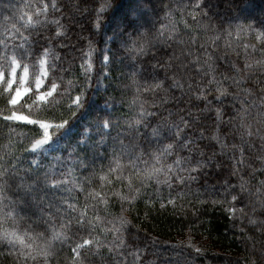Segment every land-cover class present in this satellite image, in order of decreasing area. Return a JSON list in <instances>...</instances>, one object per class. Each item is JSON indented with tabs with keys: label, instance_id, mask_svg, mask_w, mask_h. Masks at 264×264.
Returning <instances> with one entry per match:
<instances>
[{
	"label": "snow or ice",
	"instance_id": "obj_1",
	"mask_svg": "<svg viewBox=\"0 0 264 264\" xmlns=\"http://www.w3.org/2000/svg\"><path fill=\"white\" fill-rule=\"evenodd\" d=\"M88 2L80 0L82 9L73 3L66 13L65 0H32L0 25V255L6 264L9 257L10 264H142L141 249L129 243L135 234L125 213L140 202L154 209L157 200L160 209L177 201L188 207L198 174L225 166L217 156L226 158L239 183L225 181L224 199L212 204L229 205L230 214L264 233V178L256 180L264 177V12L259 20L249 16L244 0H224L223 16L218 0L145 2L149 13L137 7L117 17L98 48L95 37L115 0H91V10ZM7 6L14 8L11 0ZM73 12H95L93 38L81 53L82 84L78 77L65 81L70 68L53 42L67 36L64 20ZM49 25L55 26L51 36L45 35ZM149 54L153 63L145 67ZM101 83L119 98L107 97L106 114L83 128L66 154L38 159L29 152L70 127L63 113L50 116L56 95L69 96L75 117L88 90ZM20 127L28 133L16 135ZM117 204L118 213L112 211ZM177 246L203 251L191 237Z\"/></svg>",
	"mask_w": 264,
	"mask_h": 264
},
{
	"label": "trees",
	"instance_id": "obj_2",
	"mask_svg": "<svg viewBox=\"0 0 264 264\" xmlns=\"http://www.w3.org/2000/svg\"><path fill=\"white\" fill-rule=\"evenodd\" d=\"M29 2H32V0H11L14 8H9L7 6L9 0H3V3H0V25H3L4 16H18L19 12L16 9ZM145 2L153 7V0H115L114 6L104 16V32L95 37L97 47L102 48L105 36H111L114 21L117 17L129 15L137 7L145 13H149V7H145ZM35 3L38 4V0H35ZM65 3L67 4L66 13L71 9L73 3H79L81 9L85 6L80 3V0H65ZM87 7L89 10L94 7L91 0H89ZM224 9V0H218L217 11L221 16L224 15ZM24 11H29V9H24ZM244 11L249 16L259 20L261 13L264 12V0H244ZM177 16H179V13H177ZM94 17L95 12L92 13V16L87 13L73 12L72 19L64 20V23L69 25L67 36L62 40L53 41L57 46V51L61 53L63 67L70 68V71L65 73V81L75 80L78 77L81 84L83 82V75L80 69L81 53L82 50L87 51V42L90 38H93L90 20L94 19ZM187 19L189 23H193L190 17H187ZM12 22H15V20H12ZM178 24L183 33V24L179 23V21ZM193 27H195L194 24ZM48 28L49 31L45 35L51 36L55 26L49 25ZM219 43L221 46L223 45V38ZM94 57V70L98 74L100 57L96 53H94ZM150 57L151 54H149V57L143 58L145 67L153 63ZM124 82L127 83L126 78ZM93 84H95V80H93ZM105 87L106 84L101 83L94 88H90L87 92V102L82 109L77 111L75 117H70L68 113L71 103L69 96L56 95L54 109L50 116L59 118L61 113H63L64 118L69 119L70 127L66 130H61L63 136H60L59 139L54 137L57 140L56 148L47 154H37L38 159L41 156L50 158L55 153L66 154L68 145L80 137L83 128L95 126L94 122L106 114L104 101L107 97L115 94L119 98L120 95L118 91L114 90V87H109L107 91H104ZM71 95L74 96L75 93L73 92ZM128 95H131V92ZM145 99H151V97L146 95ZM0 107H3L2 102H0ZM32 111H35V109ZM72 111L76 110L73 108ZM120 111H127V109L121 108ZM163 114L167 115L166 113ZM0 129H2V125H0ZM3 131L7 130L3 129ZM28 131L29 128L20 127L15 129V134H26ZM52 131L55 135H59L55 129ZM21 147H24V145L22 144ZM29 152L32 151L29 149ZM217 161H223L225 166L222 169L216 168L214 165L211 168H205L198 174V179L191 183L192 195L188 196L184 201L185 204L191 201L188 207L180 209L179 205L181 202L177 201L176 207L168 205L164 209H160V201L157 200L156 208L154 209H146L144 203L140 202L133 210L125 213L132 221L131 232L135 234L134 241L130 240L129 243H134L135 247L141 249L142 264H184L185 260L190 261V264H252L253 260L255 264H264V252H262L264 250V233L258 231L256 227L248 225L246 220L240 221L230 214L227 211L229 205H214L211 202L213 198L224 199L223 193L227 187V184L224 183L225 181L233 185H238L239 183L237 176L229 174L226 158L217 156ZM255 166L259 167V165ZM240 175L248 178L247 172H242ZM261 178L264 177L257 175L256 180ZM256 180H253L252 183L255 184ZM176 191H179V187L174 189L173 195ZM197 191H199L200 195H196ZM162 195L168 198L167 188L162 189ZM199 200L204 201V203H198L197 201ZM235 206L239 207V205ZM193 208L196 209L195 212L192 211ZM112 211L118 213L119 205L117 204ZM145 211H149L147 217L144 216ZM136 225H139V228H136ZM187 234L194 238L195 241L202 242V252L196 253L192 249H182L179 246L173 247L178 241L184 240ZM153 238L156 239L153 240ZM189 252L191 255L188 254ZM8 260L10 264L11 257ZM0 264H6L2 255H0Z\"/></svg>",
	"mask_w": 264,
	"mask_h": 264
},
{
	"label": "rangeland",
	"instance_id": "obj_3",
	"mask_svg": "<svg viewBox=\"0 0 264 264\" xmlns=\"http://www.w3.org/2000/svg\"><path fill=\"white\" fill-rule=\"evenodd\" d=\"M166 2H168V0H153V7H156V5L157 4H162V3H166ZM98 87H100V86H98ZM27 103H31V100H28L27 101ZM34 110V109H33ZM56 145H57V140H53L52 142H49V144L48 145H46L45 147H43V148H39V149H35V150H33V149H30L32 152H36V154H39V153H45V154H47V153H49L50 151H52L54 148H56ZM189 237H191L189 234H187L186 236H185V241L189 238ZM192 240H193V242L198 246V247H202V242H200V241H195L194 240V238H192ZM204 242V241H203Z\"/></svg>",
	"mask_w": 264,
	"mask_h": 264
}]
</instances>
